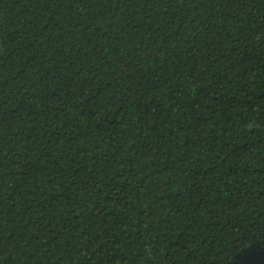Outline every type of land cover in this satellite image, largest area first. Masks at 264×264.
Wrapping results in <instances>:
<instances>
[{"label": "trees", "instance_id": "1", "mask_svg": "<svg viewBox=\"0 0 264 264\" xmlns=\"http://www.w3.org/2000/svg\"><path fill=\"white\" fill-rule=\"evenodd\" d=\"M0 264H264V0H0Z\"/></svg>", "mask_w": 264, "mask_h": 264}]
</instances>
